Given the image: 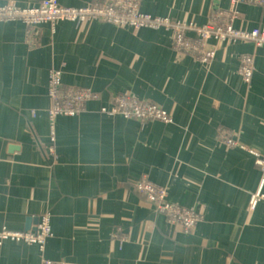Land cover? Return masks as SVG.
Instances as JSON below:
<instances>
[{
    "label": "crops",
    "instance_id": "crops-1",
    "mask_svg": "<svg viewBox=\"0 0 264 264\" xmlns=\"http://www.w3.org/2000/svg\"><path fill=\"white\" fill-rule=\"evenodd\" d=\"M141 7L205 25L233 4L141 0ZM235 7L237 27L264 28V3ZM174 40L165 27L58 18L32 35L21 20L0 22V230L35 229L47 212L53 230L44 247L0 236V264H264V200L250 203L264 169L241 145L264 153V47L212 36L217 55L205 63ZM246 52L254 60L250 81L239 72ZM53 68L66 85L99 93L80 116L55 119L56 160L49 149ZM121 92L159 103L173 121L103 112ZM143 175L166 184L170 200L202 219L190 230L171 223L137 190Z\"/></svg>",
    "mask_w": 264,
    "mask_h": 264
},
{
    "label": "built area",
    "instance_id": "built-area-1",
    "mask_svg": "<svg viewBox=\"0 0 264 264\" xmlns=\"http://www.w3.org/2000/svg\"><path fill=\"white\" fill-rule=\"evenodd\" d=\"M239 1L264 3V0H231L232 9L217 10L211 23L198 25L147 12L141 7V0H97L83 6L64 5L60 0H44L40 4L32 6H20L9 2L0 4V22L21 20L29 26L32 35L38 33L42 24L52 23L54 25L58 18L77 21L83 25L98 21L130 25L135 29L143 26L165 27L174 32V46L178 50L191 53L198 60L205 63H212L217 55V50L208 44V40L212 36L219 39L254 40L256 44L264 47V28L254 26L247 30L235 25L237 17L235 6ZM191 32H195L196 35L193 36ZM253 61L251 53L246 52L242 55L239 72L247 81L252 79L254 73ZM49 95L52 100L49 109L52 144L49 145V149L54 153L56 160L55 119L61 114L80 116L85 112L87 102L98 98L99 93L88 86L66 85L62 71L53 68L49 77ZM102 111L109 114H122L126 117L139 118L143 121H173L169 110L159 103L127 92L116 94L110 104L102 106ZM221 135L229 144H239L228 132H222ZM241 145L255 156L256 163L264 169V153L250 146ZM136 188L139 192L145 194L150 201L154 202L159 210L165 212L171 223L182 224L185 230H190L203 217L195 208L183 206L170 200L168 186L154 181L148 175L142 176L141 180L137 182ZM262 200H264V177L255 192L251 194V207L256 208ZM52 234L50 212L40 216L36 229L26 231L0 230L2 238L24 239L29 243H38L41 247H44L47 239ZM43 264L69 263L46 258Z\"/></svg>",
    "mask_w": 264,
    "mask_h": 264
},
{
    "label": "water",
    "instance_id": "water-1",
    "mask_svg": "<svg viewBox=\"0 0 264 264\" xmlns=\"http://www.w3.org/2000/svg\"><path fill=\"white\" fill-rule=\"evenodd\" d=\"M33 221H35V222H37L38 221V218H32V219H29L28 220V226L31 228L32 226H31V223L33 222ZM36 228H37V226H36ZM35 228V229H36Z\"/></svg>",
    "mask_w": 264,
    "mask_h": 264
},
{
    "label": "rangeland",
    "instance_id": "rangeland-1",
    "mask_svg": "<svg viewBox=\"0 0 264 264\" xmlns=\"http://www.w3.org/2000/svg\"><path fill=\"white\" fill-rule=\"evenodd\" d=\"M144 10V9H143ZM51 102H52V100H51Z\"/></svg>",
    "mask_w": 264,
    "mask_h": 264
}]
</instances>
